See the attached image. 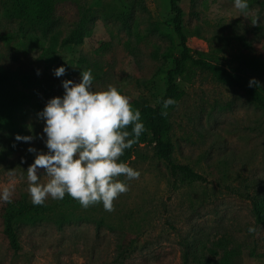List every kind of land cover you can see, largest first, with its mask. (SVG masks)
Listing matches in <instances>:
<instances>
[{"label": "rangeland", "instance_id": "rangeland-1", "mask_svg": "<svg viewBox=\"0 0 264 264\" xmlns=\"http://www.w3.org/2000/svg\"><path fill=\"white\" fill-rule=\"evenodd\" d=\"M179 4L194 55L248 65V77L256 70L264 86L256 65L264 58V0ZM56 11L52 33L29 39L0 8V61L14 75L4 87L28 98L21 131H0V213L20 195L63 197L81 218L26 225L17 254L0 218V264H195L183 261L184 249L217 258L207 247L220 237L241 248L242 264H264V229L252 212V199L264 195V110L239 88L196 71L171 112V139L172 160L199 173L197 181L173 174L151 144L129 157L116 143L53 151L51 142L73 139L70 126L94 100L117 94L119 104L155 105L181 49L168 0H57ZM71 28L81 41L62 44Z\"/></svg>", "mask_w": 264, "mask_h": 264}, {"label": "trees", "instance_id": "trees-1", "mask_svg": "<svg viewBox=\"0 0 264 264\" xmlns=\"http://www.w3.org/2000/svg\"><path fill=\"white\" fill-rule=\"evenodd\" d=\"M168 1L172 12L173 29L179 38L181 49L172 66L166 70L165 88L158 102L151 105L146 99L128 98L119 104L117 94H113L111 99L94 100L88 106L87 112L70 126L73 139L51 142L53 151L66 148L98 151L109 143H116L121 145L124 155L129 157L136 147L151 144L155 154L166 162L173 174H180L182 180L197 181L202 179L199 173L188 165L178 164L172 160L174 143L171 139V112L183 97L185 84L194 78L196 71L211 73L239 88L264 110L261 74L258 73L257 79L256 70L252 69L251 78L246 73L248 65L227 67L218 60L208 58L204 53L194 55L184 32L180 0ZM0 8L5 19L15 22V30L19 35L29 39H34L35 34L47 38L58 22L57 0H0ZM80 41L81 38L76 35L73 28L61 39L62 44ZM256 65L258 72L264 73L263 57L258 56ZM13 76V72L0 61V131L13 129L21 131L18 126L23 124L24 120L21 112L24 103L28 101L26 94L4 87ZM23 76L26 85H30L31 77ZM147 81L148 79H143L138 83L146 86ZM5 148L6 146L2 145L0 154H5ZM68 202L69 199L63 197L48 202L44 199H28L23 195L7 200L0 213L1 230L13 252L17 254L21 248V229L26 225L51 223L61 227L65 223L81 218L74 210L66 207ZM252 204L255 222L264 229V195L254 197ZM207 250L218 257L206 258L204 254L186 247L183 251V261L190 259L195 264H242L241 248L237 245L229 247L228 241L223 237L214 241Z\"/></svg>", "mask_w": 264, "mask_h": 264}]
</instances>
